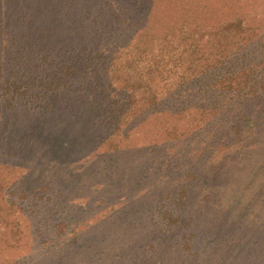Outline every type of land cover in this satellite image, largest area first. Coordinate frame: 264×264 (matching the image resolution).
<instances>
[{
    "label": "rangeland",
    "instance_id": "1",
    "mask_svg": "<svg viewBox=\"0 0 264 264\" xmlns=\"http://www.w3.org/2000/svg\"><path fill=\"white\" fill-rule=\"evenodd\" d=\"M94 51L140 84L117 129L93 121ZM218 60L261 73L264 0H0V264H264V102L255 134L213 139L178 86Z\"/></svg>",
    "mask_w": 264,
    "mask_h": 264
},
{
    "label": "trees",
    "instance_id": "2",
    "mask_svg": "<svg viewBox=\"0 0 264 264\" xmlns=\"http://www.w3.org/2000/svg\"><path fill=\"white\" fill-rule=\"evenodd\" d=\"M106 61V63L104 62ZM227 60H218L213 64H206L202 68L201 75H191L186 78L179 79V84L181 87H197L198 91L191 94L189 97L195 101V104H191L190 101L186 111L197 112L203 120L200 130L206 128L211 129L209 132L210 138L221 137L222 139H229L231 141L235 138H241L247 136L248 134H253L258 127L259 119H256L252 116V112L248 111L250 104L255 101L262 100L264 102V68L261 70V73L254 71L251 68L252 73H243L244 68L241 69L236 66L226 67ZM115 62L114 59L108 58L105 60L102 52L94 51L91 53L89 58L86 61L87 70L86 75H93V80L101 81L102 78L106 77L105 85H100V96L101 102H106V108L97 111L96 116L93 121L98 122L99 119H102V122H105L108 126L117 127L119 118L122 117L127 111H130L132 106L136 105L139 100L137 97L139 94L136 92H129L128 86L132 87L139 86L140 84H127L123 89L114 88V83L109 77L111 70L114 68ZM227 68V70H225ZM73 68L70 65L59 69L60 77L68 78L76 73L73 72ZM135 72L134 67L131 69H126V76H130ZM213 72L217 76L211 77ZM153 73V72H152ZM151 72L149 74H152ZM105 76V77H104ZM5 85V82L3 83ZM146 84H152L150 80H146ZM7 87V86H6ZM62 85L56 86V90L61 89ZM119 90V91H116ZM148 100V112H155L156 109L163 104L162 100H158L156 94H150ZM101 113V114H100ZM225 123V125L231 124L226 131L219 133L216 131L218 122ZM238 121H242L240 125L237 124ZM222 125V124H220ZM249 126L252 127L249 128ZM117 129V128H116ZM199 130V132H200ZM255 134V133H254ZM219 140L223 141V140ZM205 150V149H203ZM199 150L198 152L200 153ZM190 179L194 176H188ZM186 179V178H185ZM258 181V180H253ZM188 190H180L175 192V197L177 200V208L182 206L184 200L188 197ZM168 196L159 195L157 198V204L154 207L155 214L157 213L158 217L165 218V222H169V225L174 226L180 220L188 219L182 214H176L173 211L167 213L164 210L166 203L164 202ZM185 208V207H184ZM169 211V210H168ZM184 219V220H185Z\"/></svg>",
    "mask_w": 264,
    "mask_h": 264
}]
</instances>
